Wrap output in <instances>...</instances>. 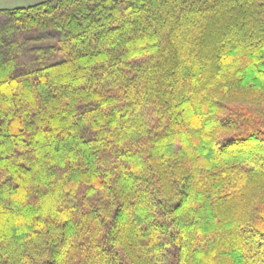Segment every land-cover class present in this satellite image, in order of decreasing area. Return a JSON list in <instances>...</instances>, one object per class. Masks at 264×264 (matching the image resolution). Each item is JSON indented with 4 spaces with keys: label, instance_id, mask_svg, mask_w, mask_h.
I'll use <instances>...</instances> for the list:
<instances>
[{
    "label": "trees",
    "instance_id": "1",
    "mask_svg": "<svg viewBox=\"0 0 264 264\" xmlns=\"http://www.w3.org/2000/svg\"><path fill=\"white\" fill-rule=\"evenodd\" d=\"M0 264H264V0L0 9Z\"/></svg>",
    "mask_w": 264,
    "mask_h": 264
},
{
    "label": "rangeland",
    "instance_id": "2",
    "mask_svg": "<svg viewBox=\"0 0 264 264\" xmlns=\"http://www.w3.org/2000/svg\"><path fill=\"white\" fill-rule=\"evenodd\" d=\"M41 1H46V0H0V9H13L17 7H26Z\"/></svg>",
    "mask_w": 264,
    "mask_h": 264
},
{
    "label": "crops",
    "instance_id": "3",
    "mask_svg": "<svg viewBox=\"0 0 264 264\" xmlns=\"http://www.w3.org/2000/svg\"><path fill=\"white\" fill-rule=\"evenodd\" d=\"M41 2H43V1H41ZM37 3H40V2H37ZM37 3H35V4H37Z\"/></svg>",
    "mask_w": 264,
    "mask_h": 264
}]
</instances>
